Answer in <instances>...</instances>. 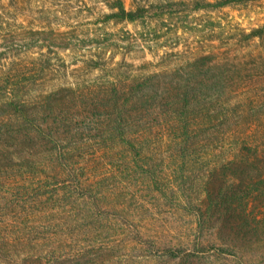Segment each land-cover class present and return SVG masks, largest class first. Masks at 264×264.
Segmentation results:
<instances>
[{
	"label": "trees",
	"instance_id": "trees-1",
	"mask_svg": "<svg viewBox=\"0 0 264 264\" xmlns=\"http://www.w3.org/2000/svg\"><path fill=\"white\" fill-rule=\"evenodd\" d=\"M253 1L258 0H196L194 9L215 10ZM186 5L178 1L171 6L184 9ZM111 9L103 16L104 23L135 22L149 16V8L128 9L122 0L113 2ZM246 37L264 38V25ZM211 58L189 62L184 71L146 70L133 75L128 88L112 82L106 96L86 98L88 107L62 108L59 92L41 106L6 101L1 114L5 123L0 124V211L16 202L34 205V233L46 235L34 241L8 238L0 230V264H27L34 257L29 251H19L20 243L35 249L38 264H50L43 261L48 256L53 264H63L62 256L54 255L55 248L49 249L44 242L71 227L88 235L99 229L101 221H121L135 234L136 244H150L143 224H138V213L126 206H105V199L143 206L147 201L141 193L146 191L170 200L205 197L196 229L218 224L216 240L200 242L192 251L164 244L158 251L161 258L172 262L213 255L234 258L239 264H259L256 259L264 253L260 252L264 249V115L244 122L250 117V102L221 98L226 90H219L217 80L209 75L212 60L201 62ZM93 67L100 63L94 61ZM64 89L70 92L65 95L68 102L82 98L71 87ZM120 147L129 154V167L137 168L131 183L125 179L139 187L132 194L126 192V182L99 180L89 160H106L107 154ZM166 161L170 163L167 169L175 167L177 175L164 171ZM193 167L209 171L199 185L189 174ZM123 213L130 215L132 226ZM21 229L29 228L26 224Z\"/></svg>",
	"mask_w": 264,
	"mask_h": 264
},
{
	"label": "rangeland",
	"instance_id": "rangeland-1",
	"mask_svg": "<svg viewBox=\"0 0 264 264\" xmlns=\"http://www.w3.org/2000/svg\"><path fill=\"white\" fill-rule=\"evenodd\" d=\"M115 1L0 0V124L5 123L1 114L8 100L41 106L59 92L62 108L88 107L86 98L109 94L112 82H122L128 88L133 75L146 70L184 71L189 62L209 55L211 59L201 62L212 60L209 75L217 80L219 90H226L221 98L250 102V117L244 122H255L259 118L256 115H264V38L246 37L252 29L264 25V0L215 10H195L196 0H122L128 9L149 8V16L135 22L104 23L102 18L113 12L111 4ZM178 1L185 2L186 7L171 6ZM94 61L100 67L94 68ZM67 87L82 98L68 102ZM122 149L107 154L106 160H89L95 164L99 180L126 182V192L132 194L139 189L129 185L137 168L129 167V154ZM169 165L166 161L164 171L177 175L175 167L167 169ZM204 168L189 171L198 185L209 174ZM141 194L147 201L143 206H134L135 201L125 203V199H105V206H126L138 213V224H143L150 244H136L135 234L121 221H101L99 229L88 235L75 227L60 229L44 244L55 248L54 255L62 256L63 264H239L234 258L224 260L213 255L172 262L161 258L158 251L164 244L192 251L200 242L216 240L218 224L211 222L196 229L197 213L205 197L194 196L187 201L148 191ZM7 206L0 211V230L6 237L35 241L37 236L46 235L34 233V205L16 202ZM125 215V222L132 226L130 215ZM26 224L29 229L22 231ZM18 250L34 254L27 264H38L35 249L20 243ZM48 257L43 261L53 264V258ZM256 261L264 264V253Z\"/></svg>",
	"mask_w": 264,
	"mask_h": 264
}]
</instances>
